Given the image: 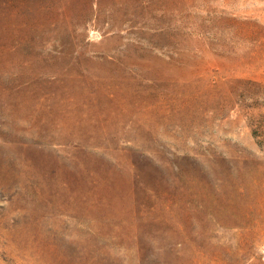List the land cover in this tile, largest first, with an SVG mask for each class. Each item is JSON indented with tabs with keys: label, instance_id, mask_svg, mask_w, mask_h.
Wrapping results in <instances>:
<instances>
[{
	"label": "rangeland",
	"instance_id": "1",
	"mask_svg": "<svg viewBox=\"0 0 264 264\" xmlns=\"http://www.w3.org/2000/svg\"><path fill=\"white\" fill-rule=\"evenodd\" d=\"M0 264H264V0H0Z\"/></svg>",
	"mask_w": 264,
	"mask_h": 264
}]
</instances>
